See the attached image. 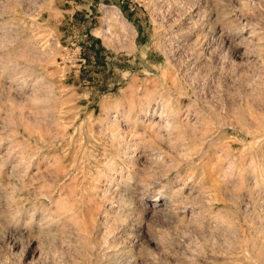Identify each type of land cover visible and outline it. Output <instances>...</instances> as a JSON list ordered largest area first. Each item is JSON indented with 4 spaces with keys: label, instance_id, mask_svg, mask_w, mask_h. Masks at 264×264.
<instances>
[{
    "label": "rangeland",
    "instance_id": "374dc122",
    "mask_svg": "<svg viewBox=\"0 0 264 264\" xmlns=\"http://www.w3.org/2000/svg\"><path fill=\"white\" fill-rule=\"evenodd\" d=\"M0 264H264V0H0Z\"/></svg>",
    "mask_w": 264,
    "mask_h": 264
},
{
    "label": "bare ground",
    "instance_id": "6f19581e",
    "mask_svg": "<svg viewBox=\"0 0 264 264\" xmlns=\"http://www.w3.org/2000/svg\"><path fill=\"white\" fill-rule=\"evenodd\" d=\"M153 200L158 201L157 203H155L156 205L159 204V203H161V202H160L161 198H159V197H157V198H153Z\"/></svg>",
    "mask_w": 264,
    "mask_h": 264
}]
</instances>
